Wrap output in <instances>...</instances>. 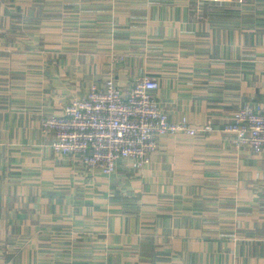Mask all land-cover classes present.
<instances>
[{"label": "crops", "instance_id": "obj_1", "mask_svg": "<svg viewBox=\"0 0 264 264\" xmlns=\"http://www.w3.org/2000/svg\"><path fill=\"white\" fill-rule=\"evenodd\" d=\"M156 78L171 121L152 163L112 175L54 150L42 120L93 84ZM264 0H0V264H264Z\"/></svg>", "mask_w": 264, "mask_h": 264}, {"label": "built area", "instance_id": "obj_2", "mask_svg": "<svg viewBox=\"0 0 264 264\" xmlns=\"http://www.w3.org/2000/svg\"><path fill=\"white\" fill-rule=\"evenodd\" d=\"M158 88L156 78H139L125 91L111 76L71 100L61 115L43 118L41 128L54 134L56 152L76 155L89 170L109 176L122 163L144 169L152 163L159 135L195 136L212 130L210 124L193 128L187 117L171 121L156 95ZM223 131L234 149L264 152V113L253 105L238 108Z\"/></svg>", "mask_w": 264, "mask_h": 264}]
</instances>
